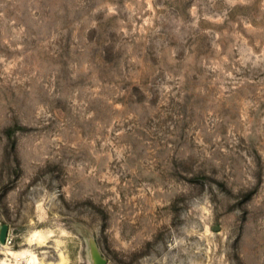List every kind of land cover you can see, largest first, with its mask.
<instances>
[{
	"label": "rangeland",
	"instance_id": "obj_1",
	"mask_svg": "<svg viewBox=\"0 0 264 264\" xmlns=\"http://www.w3.org/2000/svg\"><path fill=\"white\" fill-rule=\"evenodd\" d=\"M94 248L264 264V0H0V264Z\"/></svg>",
	"mask_w": 264,
	"mask_h": 264
},
{
	"label": "water",
	"instance_id": "obj_2",
	"mask_svg": "<svg viewBox=\"0 0 264 264\" xmlns=\"http://www.w3.org/2000/svg\"><path fill=\"white\" fill-rule=\"evenodd\" d=\"M4 233H5V229L3 231L2 237L4 236ZM93 260H94V264H106V260L102 258V256H100V254L97 252L95 248L93 252Z\"/></svg>",
	"mask_w": 264,
	"mask_h": 264
}]
</instances>
